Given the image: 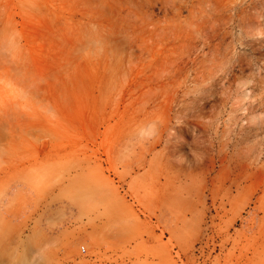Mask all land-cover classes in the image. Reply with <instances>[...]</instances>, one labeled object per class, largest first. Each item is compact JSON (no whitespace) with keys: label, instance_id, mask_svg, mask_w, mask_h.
Segmentation results:
<instances>
[{"label":"rangeland","instance_id":"rangeland-1","mask_svg":"<svg viewBox=\"0 0 264 264\" xmlns=\"http://www.w3.org/2000/svg\"><path fill=\"white\" fill-rule=\"evenodd\" d=\"M0 264H264V0H0Z\"/></svg>","mask_w":264,"mask_h":264}]
</instances>
